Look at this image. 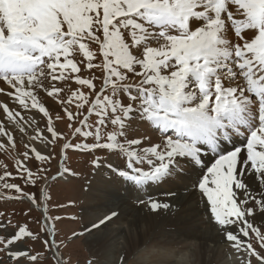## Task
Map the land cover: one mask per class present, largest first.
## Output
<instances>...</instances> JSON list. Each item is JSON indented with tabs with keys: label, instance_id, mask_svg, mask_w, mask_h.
Returning a JSON list of instances; mask_svg holds the SVG:
<instances>
[{
	"label": "snow or ice",
	"instance_id": "snow-or-ice-1",
	"mask_svg": "<svg viewBox=\"0 0 264 264\" xmlns=\"http://www.w3.org/2000/svg\"><path fill=\"white\" fill-rule=\"evenodd\" d=\"M0 95L15 169L0 160V201L43 218L33 231L0 211V264H69L49 190L78 174L74 156L154 213L171 205L142 194L179 183L222 264H264V0H0ZM118 216L114 203L86 231Z\"/></svg>",
	"mask_w": 264,
	"mask_h": 264
},
{
	"label": "bare ground",
	"instance_id": "bare-ground-1",
	"mask_svg": "<svg viewBox=\"0 0 264 264\" xmlns=\"http://www.w3.org/2000/svg\"><path fill=\"white\" fill-rule=\"evenodd\" d=\"M103 184H94L95 193L91 192V195H88L89 202L85 207L86 218L84 217L85 223H89L106 207L114 203L117 205L119 216L114 222H109V226L103 232L90 233L87 236L88 241L94 246L92 249L99 257V253L101 254V261L106 260L110 263L120 260L121 256L114 251L118 247V242L125 237L128 238V249L124 255L127 264L131 257L143 253L142 248L150 240H156V246L159 249L165 248L168 252L165 251L163 256L156 258H143L142 261L138 259L134 264H218L217 258H224L222 237L212 225L203 203L198 197L190 198L188 190L179 183L163 185L166 189L162 185L154 186L142 194L143 199L150 198L170 205L175 204L174 209H162L159 213L152 212L145 204L143 206L131 202L135 198L133 195L121 194V197H118L120 191L118 193L111 191L113 198L101 196L98 192H105L109 185ZM171 193L175 195L173 197L168 195ZM110 198L115 200L105 204L104 201ZM115 225L120 226L114 227ZM192 243L199 249L196 262L190 261Z\"/></svg>",
	"mask_w": 264,
	"mask_h": 264
},
{
	"label": "rangeland",
	"instance_id": "rangeland-1",
	"mask_svg": "<svg viewBox=\"0 0 264 264\" xmlns=\"http://www.w3.org/2000/svg\"><path fill=\"white\" fill-rule=\"evenodd\" d=\"M1 99H7L0 95ZM59 127L63 128L64 125L59 123ZM43 126V124L41 125ZM18 151L23 152L24 147L23 144H18L17 146ZM0 160L4 161L8 165V170L15 172L13 167V161L8 159L3 153H0ZM114 162V166H116ZM70 166L73 167L77 171L76 176H64L58 183H55L52 188L49 190V194L52 197V200L49 205V214L51 215H61L63 219L57 222V232H56V241L61 245V252L66 261L69 264H87L89 260H93L94 264H119L121 258L124 259V255L127 252V241L128 238L125 237L121 241L118 242V247L115 249V254L121 258L117 262H108L106 260L101 261V254L99 253L100 257L96 254L95 250L92 248L94 246L88 241V234L89 232L86 231V226L89 223H85L84 217L86 218V210L85 207L89 201L88 198L91 193L88 190V181L95 183H100L104 185L105 180H107V175L103 177H98L95 172L90 171V167L87 164L85 158L82 157H73ZM56 170V162L53 164V172ZM2 171V170H0ZM19 183V181H16ZM166 189V186H163ZM114 188V189H113ZM123 187H117L114 185L109 184L108 189L105 192H98L101 196L111 197L112 192H119L118 197L125 195V191H123ZM37 196L40 195L38 188L31 189ZM112 191V192H111ZM123 191V192H122ZM95 193V191L92 190ZM109 192V193H108ZM111 192V193H110ZM185 193V192H184ZM89 195V196H88ZM173 197V194H168ZM175 195V194H174ZM113 198V197H111ZM107 199L105 200V204L113 202L115 199ZM134 199L131 200L134 204H138V200ZM145 201L151 200L144 199ZM107 202V203H106ZM60 204L63 205L62 208H57L56 205ZM143 205L144 204H138ZM145 206H147L145 204ZM29 205L27 203H18L14 201H0V211H5L8 213L15 212L16 215L13 217L14 223H19L23 225L25 222L29 224V227L33 231H38L40 229V224L37 223L38 220L42 221L41 212L39 210L33 211L30 216H24L22 213L28 209ZM175 207V204H171V208ZM170 208V209H171ZM174 209V208H173ZM172 209V210H173ZM209 217V215H207ZM72 217H76L73 219ZM210 219V218H209ZM120 225H115L114 227H119ZM126 226V225H124ZM112 227V226H111ZM83 232V235H79V233ZM76 234V235H74ZM126 240V241H125ZM122 243L119 245V243ZM90 243V244H89ZM156 240H150V242L144 246L143 253L136 254L135 256L131 257L128 264H134L138 259V261H142L143 258H156L159 256H163V253L168 250L159 249L157 246ZM43 244L39 241L36 242L35 248L37 251L43 250ZM224 253V248L222 249ZM190 253L192 259L190 261L196 262L197 255L199 254V249L195 243L190 245ZM221 261H220V260ZM106 261V262H105ZM224 258H217V263L222 264ZM105 262V263H104ZM125 264H127L125 262ZM215 264V263H214Z\"/></svg>",
	"mask_w": 264,
	"mask_h": 264
}]
</instances>
